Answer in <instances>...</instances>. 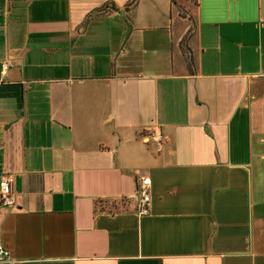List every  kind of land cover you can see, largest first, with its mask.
Returning <instances> with one entry per match:
<instances>
[{
    "label": "crops",
    "instance_id": "obj_1",
    "mask_svg": "<svg viewBox=\"0 0 264 264\" xmlns=\"http://www.w3.org/2000/svg\"><path fill=\"white\" fill-rule=\"evenodd\" d=\"M130 1L0 0V243L12 264H264V0Z\"/></svg>",
    "mask_w": 264,
    "mask_h": 264
},
{
    "label": "built area",
    "instance_id": "obj_2",
    "mask_svg": "<svg viewBox=\"0 0 264 264\" xmlns=\"http://www.w3.org/2000/svg\"><path fill=\"white\" fill-rule=\"evenodd\" d=\"M6 66H1L0 83ZM145 142H151L157 151H160L162 146V135L158 129H154L144 137ZM11 177H5L0 189V208L11 206L13 198L10 191ZM150 180L146 177H140L137 185L136 193L131 199L137 201L136 213L138 216H146L150 212L151 197H150ZM0 264H12V257L9 249L0 243Z\"/></svg>",
    "mask_w": 264,
    "mask_h": 264
},
{
    "label": "trees",
    "instance_id": "obj_3",
    "mask_svg": "<svg viewBox=\"0 0 264 264\" xmlns=\"http://www.w3.org/2000/svg\"><path fill=\"white\" fill-rule=\"evenodd\" d=\"M172 3H174L175 1L174 0H171ZM196 3V0L194 1V4ZM136 4V0H131L130 2H128L124 8H123V11L124 12H128L132 7H134ZM187 66H188V69H190V72H192V62L190 60L189 57H187ZM113 206V204H112Z\"/></svg>",
    "mask_w": 264,
    "mask_h": 264
},
{
    "label": "rangeland",
    "instance_id": "obj_4",
    "mask_svg": "<svg viewBox=\"0 0 264 264\" xmlns=\"http://www.w3.org/2000/svg\"><path fill=\"white\" fill-rule=\"evenodd\" d=\"M174 1L176 2V1H178V0H174ZM179 1H181L182 3L184 2V0H179ZM188 1L194 3L195 0H188ZM129 200H130V201H129ZM124 201H127V200H124ZM133 201L136 202V206H137V201H136V200H133V199H128V204L131 203V202H133ZM108 203H109V202H108ZM115 206H116L117 209L119 208V207H117V205H115Z\"/></svg>",
    "mask_w": 264,
    "mask_h": 264
},
{
    "label": "water",
    "instance_id": "obj_5",
    "mask_svg": "<svg viewBox=\"0 0 264 264\" xmlns=\"http://www.w3.org/2000/svg\"><path fill=\"white\" fill-rule=\"evenodd\" d=\"M130 31V26L127 24V33Z\"/></svg>",
    "mask_w": 264,
    "mask_h": 264
}]
</instances>
